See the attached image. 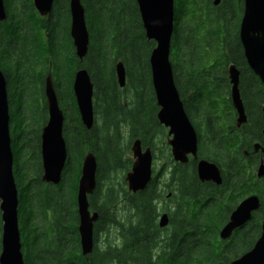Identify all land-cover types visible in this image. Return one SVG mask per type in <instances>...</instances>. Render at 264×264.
I'll return each mask as SVG.
<instances>
[{"label": "trees", "instance_id": "obj_1", "mask_svg": "<svg viewBox=\"0 0 264 264\" xmlns=\"http://www.w3.org/2000/svg\"><path fill=\"white\" fill-rule=\"evenodd\" d=\"M213 1L174 0L170 64L191 125L197 130L206 125L200 152L221 167L224 182L221 187L204 188L190 171H182L176 181L178 208L170 215L169 237L163 238L159 229L153 240L149 235L155 226L153 201L158 196L154 182L136 194L124 182L132 164L131 143L140 139L153 148L156 135H164L156 117L149 65L155 43L145 37L136 1L80 0L89 35L82 61L68 37V0L55 1L53 17L47 22L31 17L30 0L5 3V20L0 22V71L6 81L22 254L27 250L24 264H228L253 247L260 236L259 216L229 239L219 240V231L235 205L230 204L232 197L249 183L244 181L245 161L235 162L237 153L231 156L226 150L232 137L224 135L221 127L213 134L209 131L219 122L217 100L227 88L228 63L240 70L241 96L248 112L256 104L253 115L264 102V89L248 70L239 40L243 0H220L218 5ZM42 30L48 34L45 48L38 36ZM118 61L125 68L123 88L114 71ZM79 69L87 71L93 85L90 130L80 121L72 90ZM47 74L64 115L67 158L57 185L40 179V135L48 119L43 94ZM190 91L194 93L189 95ZM219 111L221 115L225 109ZM89 152L95 156L97 172L88 204L98 219L93 226V250L83 257L77 233L76 188L83 157ZM118 174H122L121 183ZM111 229L118 242L128 235L127 246L106 240L98 248L99 234H110Z\"/></svg>", "mask_w": 264, "mask_h": 264}, {"label": "water", "instance_id": "obj_2", "mask_svg": "<svg viewBox=\"0 0 264 264\" xmlns=\"http://www.w3.org/2000/svg\"><path fill=\"white\" fill-rule=\"evenodd\" d=\"M220 0H214L218 5ZM145 37L155 43L150 53L149 65L151 83L158 107L157 120L168 128L167 144L176 162L185 164L188 155L195 157L197 139L194 129L185 114L183 104L173 80L170 64L171 36L174 22V0H136ZM40 15H46L52 0H33ZM70 37L76 57L82 61L89 44V35L85 23L84 9L80 0L70 1ZM5 20L3 0H0V22ZM239 40L247 65L264 84V0H243V14L239 27ZM117 83L125 86L126 74L121 61L114 65ZM238 71L231 65L228 79L231 85L230 101L238 114V122L245 121L242 101L238 90ZM72 90L82 125L90 130L94 123L92 106L93 85L85 69L74 74ZM44 96L47 104L48 119L41 129L40 155L42 165L41 181L57 185L66 164L67 152L63 138L64 115L59 107L51 76L44 82ZM264 117V109H263ZM9 111L7 103L6 81L0 71V264H24L17 217V189L12 174V152L9 135ZM132 164L124 176L127 190L136 194L143 191L152 178V154L149 148L142 149L139 139L130 146ZM97 163L92 153L82 160L76 188V207L78 216L77 232L82 256L93 250V226L98 219L96 212L89 211L88 196L96 188ZM197 174L201 182H212L219 186L221 177L218 168L205 161L198 162ZM263 174V167L259 169ZM259 206L258 198L247 197L231 212L227 223L221 228L219 238L227 240L234 230L245 224L251 213ZM167 224L163 215L159 226ZM228 264H264V215L261 234L253 247L239 258Z\"/></svg>", "mask_w": 264, "mask_h": 264}, {"label": "flooded vegetation", "instance_id": "obj_3", "mask_svg": "<svg viewBox=\"0 0 264 264\" xmlns=\"http://www.w3.org/2000/svg\"><path fill=\"white\" fill-rule=\"evenodd\" d=\"M55 1L56 0H52L51 9L46 15H40L39 12L36 10V8L33 5V0H30L31 17L34 18L35 20H39L40 22L41 21L47 22V20H49V18L53 17L52 14H53V9L55 7ZM70 1L71 0H68V4H67L68 14H69L67 30H68L69 40L71 41V45L73 46L72 39L70 37V10H69ZM9 2L14 3L15 0H3L4 9H5V3L7 4ZM17 5H18V3H17ZM239 27H240V25H239ZM40 35L43 38V41H40V45L43 48H45L44 45L47 44L48 34L44 30H42V32H39V34H38V36L41 39ZM245 63H246V60H245ZM231 65H233L239 73V75H238V90H239V95H240V98L242 101L243 110H244V114H245V121L244 122H238V114H237L236 110L233 109V107L231 105V101H230L231 85H230L229 79H228V68ZM246 65H247V63H246ZM247 68H248V70H250L252 72V70L249 68L248 65H247ZM39 69H40V67L37 68L36 73H38ZM245 74H247V73L244 72V76H245ZM253 75L259 80V78L254 73H253ZM46 76L44 77V82H45ZM240 78H241L240 77V70L238 69V67L232 63H228L227 67H226V75H225V80L227 82V84H226L227 88H226V90L224 89L222 91V93L220 94L221 97L217 100V103H218L217 108L218 109H217L216 114H217V117L219 118V122H218L217 126L212 125V129H211V131H209V133L213 134V132H216L217 130H219L220 127L223 128L224 129V135L232 137V142L229 141L226 144V150L231 154V156H233V154L235 155L237 153L238 157L236 158L237 160H235V162H237L238 159L239 160L241 159L242 162L245 161V163H246V167L244 170V172H245L244 181L249 183V187L244 188L241 192H238V194H236L234 197H232L230 204L234 202L235 205L233 204L234 208L228 213V218H229L231 212L236 208V206L245 198L255 196L258 198V201H259V206L256 210H254L251 213L250 219L245 224H243L241 227H239L238 229H236L234 231L242 230L251 222L253 223V221L256 220L259 216L260 217L259 226H260V234H261V224H262L263 215H264V117H263L264 102L261 103L259 105V107L257 106L259 109L257 110L255 115H253V112H252V109L256 108L255 103L251 104V106H250L251 112H248L246 105H245V103L242 99V96H241ZM243 79H244V77H243ZM44 82H43V94H44ZM260 83H261V81H260ZM261 85H263V89H264V84L261 83ZM193 93H194L193 91H190L189 95H191ZM223 97H224V99H223ZM46 107H47V104H46ZM224 109H225V112L222 113L221 111H223ZM218 111L221 112V115H218ZM160 126H162V125H160ZM192 127L194 129L195 134H196L197 150H196L195 157L191 154H189L187 156L188 160L185 164L176 162L172 157L171 148L167 144L168 128L163 127L164 135H156V137H155V139L158 140V139H160V136H162L165 140L162 142V144L164 145V149L166 150V152L164 154V156L166 158V162L164 164H162L160 167H157V165L155 164L156 153H157L155 143L158 144L157 140H156V142H154L153 148H151L149 146H145L143 144V142L139 139L141 142L142 149L144 150L146 148H149L151 151V154H152V178H151V181L154 182L156 193L158 195L156 197V199L153 201V206H154V211H155L154 215H153L155 226H153V230H152L151 234L149 235L150 239H152V240L158 238L157 235L159 234V229H160V235L163 238L169 237V234L171 231L170 226H169L170 225V215L173 214L178 208V204L176 203V196H177V183H176V181H178L177 176L180 175L182 171H184V170L190 171V173L193 174L195 176V178L197 179V183L199 185L203 186L204 188L210 189V188H214V187H221L223 182H224L223 170L221 169V167L215 161H213L211 158L205 157L204 155H202L203 153L200 152L201 140L203 137H206V125H199V130L196 129V125H192ZM246 134H248V136H250V137L248 138L246 136ZM40 137H41V135H40ZM208 141H209V137H208ZM40 142H41V138H40ZM161 152H163V151H161ZM231 156H229V157L231 158ZM200 161L208 162L210 164L215 165L218 168L219 174L221 177V184L219 186L215 185L212 182H201L199 180L198 174H197V165H198V162H200ZM261 166L263 167V174L261 176H259L258 173H259V169ZM226 175H227V179H228V173H226ZM40 178H41V176H40ZM257 185L258 186L260 185L259 188H257ZM203 200H205V199H203ZM231 206H232V204H231ZM90 212L93 213V211H90ZM163 215H165L167 217V224L164 227H160L159 223H160V219ZM123 225H124V228L127 227V225H128L127 220H125ZM77 226H78V224H77ZM218 237H219V234H218ZM219 240L223 241L220 238H219ZM127 241H128V235L124 234V236H122V238L120 239V242H118V240H117L115 243L117 245L119 244V246L124 247V246H127V244H128ZM93 246H94V238H93ZM80 252H81V250H80ZM26 253H27V250L25 252L23 250V254L26 255ZM83 257H85V256H83Z\"/></svg>", "mask_w": 264, "mask_h": 264}, {"label": "rangeland", "instance_id": "obj_4", "mask_svg": "<svg viewBox=\"0 0 264 264\" xmlns=\"http://www.w3.org/2000/svg\"><path fill=\"white\" fill-rule=\"evenodd\" d=\"M40 41H43L42 36H41ZM213 60L214 59H212V61ZM223 99H224V97H223ZM163 141H165L164 138L162 136H160V139L157 140V143L158 144H156V151H157V153H156L155 164L157 165V167H160L162 164H164L166 162V158L164 156L166 150L164 149V145L162 144ZM161 151H163V152H161ZM129 156H130V158H132L131 153L129 154ZM121 175L122 174H118L117 175V182H120L121 183V181H120ZM126 188H127V186H126ZM126 216L127 215H125V217ZM115 233H116V231L114 229H111L110 230V234L109 233L108 234H99V236H98V242H97L98 248H101L102 249L105 246V244H106V242H105L106 240L108 242H110V243L113 240H114V242H116ZM108 235H110V236L108 237Z\"/></svg>", "mask_w": 264, "mask_h": 264}]
</instances>
